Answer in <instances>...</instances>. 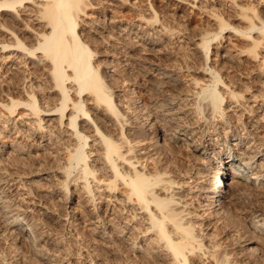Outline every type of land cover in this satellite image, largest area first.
Here are the masks:
<instances>
[{
    "label": "rangeland",
    "instance_id": "rangeland-1",
    "mask_svg": "<svg viewBox=\"0 0 264 264\" xmlns=\"http://www.w3.org/2000/svg\"><path fill=\"white\" fill-rule=\"evenodd\" d=\"M91 2L87 14L82 16L79 29L89 34L90 47L94 51L93 63L112 92L114 102L123 112L122 119L126 122L122 127L123 136L129 137L132 145L136 144L129 156L136 159L138 156L145 157V160L141 158L144 162L140 161V157L137 159L139 167L143 163L150 171L159 166L165 171L170 169L166 175L176 184L178 181L179 187L175 184L172 188L176 197L181 198L178 207L184 208L185 205L195 211L190 215L191 220L196 233L203 238L202 243L206 244L202 250L206 251L196 250L189 255V263L209 264L210 261L212 264L208 257L211 258L212 252L216 251L217 255H228L232 264H264V233L251 229L255 214L264 218V185L256 189L249 186L246 190L242 189L240 194H227L223 199L225 212L219 215L213 211L214 206L206 205L205 197L199 191L207 183L206 167H214L212 158L218 152L224 153L222 144H229L234 152L242 156L254 155L258 150L264 153V37L253 34L252 37L259 38H255L259 44L253 57L246 51L252 39L237 33L247 26L250 18L244 19L239 14V5L253 2L255 11L264 18V0ZM28 11H19L20 18L15 17L16 21L14 14L1 12L0 25L7 24L25 44L32 46L34 36L31 31L34 35L38 24L29 16L32 10ZM246 12L253 15L251 10ZM219 19L226 21L229 27L215 36ZM1 27L0 206L4 208L0 207V264H115L120 257L118 255L122 257V254L133 260L131 264H170L165 251L161 250L158 255L149 252L147 258L137 250L130 251L123 243L122 238L125 237L118 235L131 227L128 224L136 228L130 234L132 238L136 237L139 229L143 231L147 227V224L139 221L140 214L134 221H121L119 212L125 205L124 201H120L125 197L124 193L121 194L124 192L121 185L116 192L121 199H114L107 196L104 187L96 186L94 181H90L89 190L82 180L76 179V170L72 169L67 179L69 191L64 195L61 172L68 156V146L71 148L74 144L71 129L66 126L71 103L65 110L62 123L56 117L58 112H42L38 120V117L29 114L24 105H17L9 113L5 108L7 102L25 101L29 91L35 92L38 104L47 110L57 103L58 95L45 72L47 65L32 66L30 58H25L20 52L1 49V43L14 40L9 34H4L9 29ZM102 36L105 38L103 42ZM8 54L11 56L7 57ZM211 71L218 73L223 82L217 88L223 93L221 108L225 116L213 114L206 101L191 100L199 86L204 87L209 83ZM73 88L70 96L76 99ZM230 91L238 94V98H233ZM81 97L86 100L90 118L99 116V108L102 107L95 109L94 103L87 100V95L82 94ZM176 106L181 107L185 115L175 122L168 118L166 112L171 113V107ZM196 106H201L197 113ZM78 118L80 129L88 127L82 121V116ZM111 123L109 120L104 123V130L121 140L123 136L116 131L118 128L120 131L119 123ZM175 124H187L190 128L184 132L187 136L173 133ZM38 125L44 128L36 127ZM160 128H167L172 133L169 137H175L167 139L166 136L164 139L167 140H160ZM90 130H83L90 137L86 147L89 154L87 161L98 168L102 164L99 156L101 150L99 145H91L95 137ZM190 136H194V139H189ZM206 147L209 148L204 152L203 148ZM262 152H259L261 157ZM153 153H156L155 157ZM103 171L102 174L97 173L99 178H103L101 175L104 173L109 174ZM127 208L128 211L121 215H127L132 206ZM131 210L138 213V209ZM15 214L22 218L21 228L6 224V220ZM31 233L35 235L34 241L30 238ZM137 236L140 238L139 244L144 246L142 240L145 237ZM215 244H219V247L213 248ZM114 248H121L122 252L118 254L119 250ZM141 257L145 262L138 259Z\"/></svg>",
    "mask_w": 264,
    "mask_h": 264
},
{
    "label": "bare ground",
    "instance_id": "bare-ground-1",
    "mask_svg": "<svg viewBox=\"0 0 264 264\" xmlns=\"http://www.w3.org/2000/svg\"><path fill=\"white\" fill-rule=\"evenodd\" d=\"M252 3L244 2L243 4L239 5L240 9L238 10H241L239 11V14H241L244 19L249 17L250 18L248 19L249 22L247 26L245 28H242L241 30H238L237 33L242 34L246 37H250L252 39V44L251 46L249 45L250 48H248L246 51L250 52V54L255 57L257 54L255 48L259 44V40L255 39L258 37L254 38L252 36H254L253 34H256L259 35V37L261 36V38L264 37V18L263 16L261 17V15H259L257 11H255V4L253 3V6ZM91 4V0H0V13H12L14 14L13 18L15 19V17H19V11L21 13V11L24 12L25 10L28 11L29 9H31L33 14L32 12H30L31 14H29V16H31L36 21V24H38V28H35L34 30V35L33 31H31L32 36H34V44L32 46H28V42V44H25V41L21 40V38L18 37V34H15V31L13 32L12 30H10L7 27V24L6 26H4L5 24H3V28H5L6 30L9 29V32L5 33L4 31V34H9L10 37L14 38V40L12 39V42L7 41L6 43H1V49H7L6 51L20 52V54L24 55L25 58H30L32 66H40L41 64L47 65L45 67V72L47 73L51 84H53V88L56 90V93L58 95L57 103L54 104L51 110L44 109L41 105H39L35 92L31 91H29L28 98L25 101H6L7 104L5 105V108L9 111V113H11L17 105H24L30 111L29 114H31V116L33 115L35 117H38V120L40 119L39 116L42 112H58L59 114L56 117L59 119L60 123H62L63 117L65 116V110L69 106L70 102L71 104L69 110L71 111H68L70 112L69 115L66 114L68 115L66 118V126L67 129H71L74 144L71 148H69L68 146L69 150L68 154H66L68 156L65 157V164L63 165L61 172L64 177V182L61 183L62 192H64V195H67L69 191L67 179L72 169L76 170V179L82 180L83 184L89 190L91 189L90 181H94L93 183H95L96 186L101 185L102 187H104V191L108 192L107 196H113L114 199H121L116 196V192L119 191L118 188L121 185L124 189V192H122L121 194L124 193L125 196L124 199L120 200L124 201L123 204H125L121 207V213L119 212L121 221L125 220L126 223L128 222V220L134 221L137 219L136 216L140 214L139 221L141 220L142 223L147 224L145 230L142 231L139 229V233L137 234L141 237H145V239L142 240L144 241V246L142 245V243L139 244V236L136 235V237L134 236V238H132V236L130 237L131 232L133 233V231H135L136 229L134 228V225L132 226V224H128L131 227H128L125 232H121L120 234H118L125 237L122 238L124 239L123 243L129 248V250L132 252H135L137 250L140 254L144 255L147 258L149 257V252L158 255V253L163 250L169 256L170 261H168L170 262V264H191L189 263V255L195 253L196 250H199L201 252V250L205 247V243H202V236L196 233L194 222L191 220L190 215H192L195 211L190 210L189 208H187L188 206L185 207V205L184 208L178 207V205H180L181 198L176 197L175 192L172 189L173 185H175L176 183L175 181H173L174 179L171 180L169 176L166 175V172L170 169L165 171V169H160L159 166V168L155 167L150 171L143 163H141L142 166L139 167L140 162L137 159L140 156L136 155L138 156L137 159L129 156V154L135 148H133V145L135 146L136 144H131V140L128 139L129 137L127 134H125V136L127 135L128 138L123 136L124 132H122V127L126 124V122H124V119H122L124 118L123 112H121V110L118 108V104L114 102L112 92H110L106 81L103 80L96 64L93 63L94 51L90 47L89 42L91 41H89L90 39H88L89 34L87 35L79 29L82 24V16L87 14V10L91 6ZM249 10L253 12L252 16L250 15V13L246 12ZM254 17H257L258 19H254ZM225 27H229L226 21L224 22L222 19H219L218 31L215 33V36L219 35ZM125 28L126 26L124 27V29ZM93 33L99 36V38L101 37L100 35H98V32L93 31ZM104 39L102 36V42ZM123 45L125 46L126 44ZM204 46L206 47L207 44H205ZM37 53L39 55H36ZM10 54L12 55L13 53L10 52ZM11 55L7 57H10ZM210 73L212 75H209V77H211L210 80H208L209 83L204 87L199 86L200 89H197L198 92H196V94L194 95V99L191 100L193 102H195V99L206 101L207 107L210 108L213 114L219 113V116H223L224 113L221 108L223 93L221 94L219 92V87L217 88L218 84L223 82L220 81L218 73L213 71H211ZM167 74L165 77L168 76ZM71 88L74 89L72 90L76 94V99H73L70 96ZM82 94L89 97V99L87 100H91V102L94 103L95 109L102 107L99 108L101 109L99 116H97L96 118H90L91 116L86 110V100L85 98L81 97ZM230 94L233 98L236 99L239 96L232 91H230ZM171 103L173 104L174 102ZM201 106H196V113L200 110ZM166 113L168 118H170V120L172 121L180 120L181 117L185 115V113L182 112V108L177 106L171 107V113ZM81 116L82 121H84V123L87 124L86 126H88L85 128H88V130L91 129L90 131L95 137V140L91 145L97 144L100 147L101 154L99 156L102 161L101 167L96 168L95 165H91L87 161L89 154L88 150H86V147L88 145V138L90 137L83 131L85 130V128L82 127V130V128L80 129L78 126L77 120L80 119L78 117ZM108 120L110 122H113L114 124L119 123L120 131L118 130V127V129L115 130L117 131V133H119V136H123L121 140L120 138L115 137V135L113 136L112 134H110L111 132H109L108 134L106 133V130H104L103 125ZM135 120L132 119V121ZM183 124H175L176 126L174 125L175 130L173 131V133H180L184 136H187L184 132H186L190 128L186 126L187 124L185 126ZM36 127L44 128L41 125H38ZM166 129L160 128L158 129V132L161 131L160 134L155 133L156 135H160V140L163 139L164 141L175 137L173 135L172 138L169 137L172 133H170V130ZM154 131L156 132V130ZM117 133L115 132L116 135H118ZM166 136H168L167 139H164V137L166 138ZM188 138L193 140L194 136H190ZM239 139L241 138L239 137ZM138 142H141V140H139ZM160 143L162 142L160 141ZM160 143L157 142L156 145L159 146ZM126 145L128 147L124 148L126 147ZM222 145V152L224 151V153L218 152V154H216V156L212 158L211 163H214L215 166L212 168L210 166L206 167L207 183L206 186L199 188V191L205 197L204 200L206 201V205L208 207L214 206V208L212 209L214 212H216L215 214L218 213L217 215L221 213L223 214L225 212L223 199H225L227 194H240L242 189L249 188V186H252L256 189L258 186L264 185V170L262 169L264 167V153L262 151H256V148V152L254 153V155L252 154L251 156H242L243 154L234 152V149L229 144L224 143ZM202 146L204 147L203 142ZM208 148H203L204 152H207ZM247 148H249V146ZM259 152H262V157L259 156L261 155ZM155 155L156 153H153L154 157ZM141 158L145 160V157H140V161H143L141 160ZM258 168H260L261 170H259ZM101 170H104L103 173L106 171L107 173L109 172V174L105 175L106 173H104L103 175H101L103 178H99L97 176V173H101ZM183 185H185V183ZM93 199L94 198H92V200ZM203 205L206 206L205 204ZM128 206H132L133 209H138V213L136 210H131V208V212L129 210L130 213L128 212V214L125 216L121 215L128 211ZM199 206H201V204ZM1 208L4 207L2 206ZM195 214L198 215L199 213ZM254 216L255 217L252 218V224L250 223L252 227L251 229H253L254 232L263 234L264 218L260 217L257 214H255ZM22 222V218L17 214L13 216L11 215V218L6 220L7 226L10 225L11 227L13 226L15 228H21ZM126 233H129V235H126ZM109 234H107L108 236H106L109 237ZM148 235L151 237H146ZM34 236L35 235L31 233L30 238L33 240ZM215 247H219V244H215L213 248ZM120 250L117 252L118 254L119 252H122ZM125 256V254L124 257L123 254L122 257L121 255H118L119 258L116 262L118 264H131L132 262L130 261L133 260L129 259V256ZM227 256L228 255L226 254L217 255L216 251H214L212 252L211 258H208L212 260V264H232L229 262ZM141 258L138 259L141 261L143 260V258ZM164 258L166 259V257Z\"/></svg>",
    "mask_w": 264,
    "mask_h": 264
}]
</instances>
